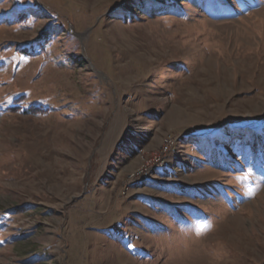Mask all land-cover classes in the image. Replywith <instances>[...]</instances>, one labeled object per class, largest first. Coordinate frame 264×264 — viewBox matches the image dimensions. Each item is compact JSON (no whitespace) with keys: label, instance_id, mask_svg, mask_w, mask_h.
I'll return each mask as SVG.
<instances>
[{"label":"rangeland","instance_id":"rangeland-1","mask_svg":"<svg viewBox=\"0 0 264 264\" xmlns=\"http://www.w3.org/2000/svg\"><path fill=\"white\" fill-rule=\"evenodd\" d=\"M259 150L264 0H0V264H264Z\"/></svg>","mask_w":264,"mask_h":264},{"label":"trees","instance_id":"trees-1","mask_svg":"<svg viewBox=\"0 0 264 264\" xmlns=\"http://www.w3.org/2000/svg\"><path fill=\"white\" fill-rule=\"evenodd\" d=\"M204 1H207V0H204ZM217 3H220L221 0H216ZM221 5V4H220ZM148 4H146L145 8H147ZM211 7V4L210 3H206L205 4V8H210ZM150 9V8H149ZM223 9L224 11L228 12L229 11V7L228 6H223ZM161 11H172V12H177L178 11V8H164L162 9ZM245 136V134H243ZM242 137L243 140H245L246 142H248V140L250 139L249 136L246 134V137ZM253 137V136H252ZM257 140V138H254ZM237 145V142H234V144H232V147L236 146ZM254 159H256V162L254 164H250L248 167H255V166H259L262 164H264V150H259L257 152H255V156L253 157ZM218 165L220 166H224L225 164L223 163H219Z\"/></svg>","mask_w":264,"mask_h":264},{"label":"built area","instance_id":"built-area-1","mask_svg":"<svg viewBox=\"0 0 264 264\" xmlns=\"http://www.w3.org/2000/svg\"><path fill=\"white\" fill-rule=\"evenodd\" d=\"M155 159H157L160 162L161 161V156H155Z\"/></svg>","mask_w":264,"mask_h":264},{"label":"bare ground","instance_id":"bare-ground-1","mask_svg":"<svg viewBox=\"0 0 264 264\" xmlns=\"http://www.w3.org/2000/svg\"><path fill=\"white\" fill-rule=\"evenodd\" d=\"M168 141H169V140H168ZM161 152H162V151H161ZM167 154H168V153H167ZM157 156H159V155H157ZM163 163H164V162H163ZM163 165H164V164H163ZM145 168H146V166H145ZM153 169H154V168H153ZM142 171H143V170H142ZM142 171H141V172H142ZM148 171H149V170H148ZM151 171H152V170H151ZM151 171H150V172H151ZM153 172H154V170H153ZM150 175H151V174H150ZM144 178H145V177H144ZM146 178H147V177H146Z\"/></svg>","mask_w":264,"mask_h":264}]
</instances>
